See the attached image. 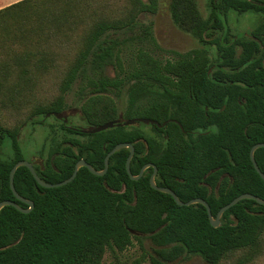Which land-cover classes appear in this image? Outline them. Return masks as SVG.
<instances>
[{"label": "trees", "instance_id": "trees-1", "mask_svg": "<svg viewBox=\"0 0 264 264\" xmlns=\"http://www.w3.org/2000/svg\"><path fill=\"white\" fill-rule=\"evenodd\" d=\"M126 1L121 16L110 19L84 8L83 0H17L1 7L2 100L19 98L36 75L42 76L60 60L54 50L60 40L80 29L79 48L67 64L62 90L88 62L95 70L115 61L123 69L114 52L117 39L111 34L132 29L141 13H154L159 5V0ZM168 10L198 46L165 61L139 49L137 65L127 74L132 83L122 115L111 99L101 106L89 99L82 104L84 124L73 127H93L120 117L166 124L138 121L85 133L55 118L59 125L49 124L37 152L43 163L34 164L36 173L46 182H59L71 175L80 158L102 169L106 153L119 142H129L134 147L132 174L153 163L158 185L171 188L182 201L203 198L213 216L241 193L264 199V180L249 156L253 144L264 142V0H208L207 16L196 0H169ZM229 11L262 16L248 34L234 36ZM87 80L96 92L124 82L105 75ZM61 106V97L36 105L31 123L45 122L46 114L59 113ZM128 153V147L114 152L103 175L82 166L71 181L54 187L41 186L26 166L18 167L15 189L34 206L28 212L11 205L0 209V264H100L106 247L124 250L141 235L153 244L152 264H173L183 255H199L208 264H218L230 253L258 247L264 204L240 199L223 212L220 226L213 227L204 205H179L170 194L152 188L153 167L131 179L125 167ZM254 157L264 173V147L257 148ZM19 159L24 157L18 130L0 123V201L28 207L15 198L9 185L10 169ZM205 183L211 185L209 193ZM245 256L231 264H244Z\"/></svg>", "mask_w": 264, "mask_h": 264}, {"label": "rangeland", "instance_id": "rangeland-1", "mask_svg": "<svg viewBox=\"0 0 264 264\" xmlns=\"http://www.w3.org/2000/svg\"><path fill=\"white\" fill-rule=\"evenodd\" d=\"M14 0H0V6ZM200 12L207 16L208 0H196ZM83 0L81 5L92 8L101 17H120V11L128 7L126 0ZM169 0H159V5L154 13H141L137 19V24L130 30L117 31L111 37L117 39V46L114 52L118 53L123 69H119L116 61L114 64L106 65L102 70L96 69L92 63H87L80 76L65 90L61 89V79L65 74L68 62L73 58L79 48V37L82 29L78 30L74 36L60 40L54 50L61 57L53 65H49V70L34 80L23 89L19 98L12 101L2 100L0 93V123L5 127L16 129L19 132V140L23 147V157L26 160H35L37 152L44 142L49 132V124L58 126L61 120L66 118V124L82 126V104L89 99L101 106L104 101L111 99L117 109V113H122L127 108L128 88L132 81L127 80V74L137 65V52L139 49L148 50L153 56L162 61L177 58L176 53L186 52L196 46L198 42L189 33L181 30L172 20L168 10ZM124 9V11H125ZM260 14L255 12L237 13L229 11L228 25L234 36L248 34L261 19ZM264 51V47H263ZM264 62V59H263ZM124 78V82L119 87H108L105 92H96V87L88 83L87 78L93 79L102 77ZM13 75L8 82H12ZM58 97L62 99L61 111L54 114H46L45 122L31 123L30 112L36 105H47ZM30 117V118H29ZM122 118V117H120ZM124 119V118H122ZM130 119V118H129ZM125 120V119H124ZM103 124V123H102ZM67 126V125H66ZM145 131L148 126L143 127ZM60 133V132H59ZM8 142H5L7 147ZM46 152V149H44ZM258 247H253L247 251L238 250L223 257L218 264H231L244 253V264H264V232ZM154 256L153 244L147 235H141V239L133 238L132 243L124 250H118L114 246L106 247L100 264H152L151 257ZM173 264H208L199 255H183L176 259Z\"/></svg>", "mask_w": 264, "mask_h": 264}, {"label": "water", "instance_id": "water-1", "mask_svg": "<svg viewBox=\"0 0 264 264\" xmlns=\"http://www.w3.org/2000/svg\"><path fill=\"white\" fill-rule=\"evenodd\" d=\"M138 121L139 122H143V123L155 124L158 127H162L163 125L166 124V121H163L162 123H159L158 121H156L154 119L144 118V117L130 118V119H125V120L121 119V118H117V119H115L113 121H107V122H105L103 124H100V125H96V126H93V127L80 129V131L81 132H85V133H95V132L104 130L106 128L113 127L114 125H129V124H135ZM125 147L129 148V153H128V156H127L126 161H125V167H126L127 173L129 174L131 179L137 180L138 178H140L142 176V174H143V172H144V170L146 168L153 167V171H152V173H151V175L149 177V183H150L151 187L156 189V190H158V191L170 194L173 197V199L176 201V203L179 204V205H189V204H192V203H200V204L204 205L206 207V209H207L209 222H210V224L213 227L220 226V224H221V219L220 218H221L223 212L226 209H228L229 207H231L232 205H234L240 199L249 198V199L255 200L258 203L264 204V199L263 198H261L259 196H256V195H254L252 193L244 192V193H241V194L237 195L231 201H229L228 203L223 205L217 211L216 215L213 216L212 213H211V210H210V206L208 205L206 200H204L203 198L194 197V198H191V199H189L187 201H182V200L179 199L177 194L171 188H169L167 186L158 185L156 183V181H155V173H156L157 168H156V166L153 163H151V162L145 163L144 165L141 166V168L139 169L137 174H132V172L130 170V161H131V158H132V156L134 154V147L129 142H119V143L115 144L112 147V149H110L106 153V155L104 157V167L102 169H95L87 161H85L84 159L80 158V159H78L75 162L74 169H73L71 175L68 178H66L64 180H61L59 182H54V183H50V182H46V181L42 180L38 176V174L36 173V171L34 169V164L38 163V164H40V166H42L43 162H42V160L40 158H37L35 160L19 159L18 161H16L14 163V165L10 169V172H9V185H10L11 191H12L13 195L15 196V198L20 200V201H22V202H24V203H26L28 205V207H21L14 200L5 199V200H1L0 201V209L3 206L11 205V206L17 208L21 212H28L34 206V203H33L32 200L24 198L15 189V186H14V174H15L16 169L18 167H20V166H26L30 170L31 174L33 175V177L35 178L37 183L40 184L41 186H43V187H54V186H59V185H62V184H65V183L71 181L76 176L78 169L80 167H82V166L87 167L92 173H94L96 175H103L106 172V170H107L109 157L114 152L118 151L121 148H125ZM259 147H264V142H257L255 144H253L251 146V148H250L249 156H250V159H251V161L253 163V166H254L255 170L259 173L260 177L264 180V173L260 170V168H259V166H258V164H257V162L255 160V157H254V151L257 148H259Z\"/></svg>", "mask_w": 264, "mask_h": 264}, {"label": "flooded vegetation", "instance_id": "flooded-vegetation-1", "mask_svg": "<svg viewBox=\"0 0 264 264\" xmlns=\"http://www.w3.org/2000/svg\"><path fill=\"white\" fill-rule=\"evenodd\" d=\"M122 119V118H121ZM61 120H62V122L65 124V125H67V126H71L73 129H76V130H78V131H80V129H83V128H86V127H81V128H78V127H73L72 125H69V124H66V121H67V119L66 118H61ZM169 120H173V121H175V122H177V120H175V119H169ZM180 127H181V125H180ZM89 128V127H88ZM210 130V128L209 127H207L206 129H205V131L207 132V131H209ZM36 164H38V163H36ZM40 165V164H39ZM205 186H206V188H207V190H208V193L212 190V188H211V185L209 184V183H205ZM217 187V186H216ZM216 189V188H215Z\"/></svg>", "mask_w": 264, "mask_h": 264}, {"label": "crops", "instance_id": "crops-1", "mask_svg": "<svg viewBox=\"0 0 264 264\" xmlns=\"http://www.w3.org/2000/svg\"><path fill=\"white\" fill-rule=\"evenodd\" d=\"M15 1H17V0H14V1H11V2H9V3H7V4H4V5L0 6V8L3 7V6H6V5L10 4V3H13V2H15Z\"/></svg>", "mask_w": 264, "mask_h": 264}]
</instances>
